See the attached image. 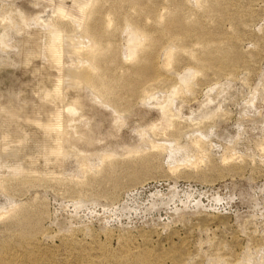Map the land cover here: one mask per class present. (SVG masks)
Returning a JSON list of instances; mask_svg holds the SVG:
<instances>
[{
	"label": "rangeland",
	"instance_id": "1",
	"mask_svg": "<svg viewBox=\"0 0 264 264\" xmlns=\"http://www.w3.org/2000/svg\"><path fill=\"white\" fill-rule=\"evenodd\" d=\"M7 1L32 18L47 21L63 11L80 24L92 2ZM113 1L102 0L101 15L110 13ZM185 2L177 0L189 32L180 44L200 60L174 50L168 68L162 51L168 37L148 47L161 68L159 78L167 83L147 81L146 95L129 99L117 123L111 109L89 91L68 88L64 102L77 100L85 107L87 140L76 148L87 153L92 169L108 155L124 169L105 182L81 184L87 176L75 157L46 164L40 154L48 141L40 129L21 121L9 124L12 139L23 134L17 126L26 139L16 147L17 155L4 156L0 166V180L11 182L0 189V264H264V0ZM125 5L123 14L136 17L132 6ZM140 5L150 14L140 23L149 28L158 15L173 9L169 0H141ZM31 32L27 41L12 34L16 49L0 55V106L8 110L4 116L11 111L44 123L51 108L37 98L38 85L42 80L56 82L61 73L37 58L42 42L35 26ZM121 33L114 38L119 48L111 58H117L114 73L134 62ZM199 41L209 47L202 48ZM30 53L34 57L24 64ZM218 55L227 56L222 72L203 69L206 57ZM189 69L201 75L190 83L193 91L174 102L178 116L172 121L178 130L167 141L172 145L151 149L149 135L139 132L163 117L157 105H149L156 99H142L171 93ZM195 132L205 136L201 149L192 145ZM162 143L158 139L157 145ZM13 146L9 142L8 153ZM139 159H144L142 164ZM21 167L35 168L48 182L22 184L27 175L13 173ZM132 170L135 174L129 176Z\"/></svg>",
	"mask_w": 264,
	"mask_h": 264
},
{
	"label": "bare ground",
	"instance_id": "2",
	"mask_svg": "<svg viewBox=\"0 0 264 264\" xmlns=\"http://www.w3.org/2000/svg\"><path fill=\"white\" fill-rule=\"evenodd\" d=\"M140 1L114 0L115 7L111 9L110 13L107 12L104 13L105 15H101L102 0H92L91 4L83 10L84 22L80 24L69 19L63 11L53 14L47 21H42L39 16L29 17L14 4L9 3L7 0H0V55H2L1 53L8 54L7 51L16 49L17 37H22L26 39L25 41L30 39L32 36L31 29L35 26L39 34L38 40L42 42L40 45L42 49L37 54V58L54 66L61 73V78L56 82L50 83L49 80H42L38 85L37 98L42 103H48L51 108L49 119L46 122L42 123L27 119L11 111H9L10 114L4 116L8 110L0 106V166L3 159L6 158L4 156L14 157L17 155L18 148L16 149V147L22 145L26 139V134L17 125V129L23 132L20 137L12 139L8 130L9 124L21 121L22 124L35 125L40 129L43 137H46L48 142L44 144L45 146L43 145L44 148L40 154L46 164L60 163L68 156H73L78 160L81 173L87 176L80 182L81 184L91 185L96 181L105 182L110 175L118 171L121 164L112 162L109 155L102 156L99 161L100 165L92 169L87 162V153H82L76 148V143L87 140L85 128L82 124V113L85 107L80 105L77 100L64 102L68 88L78 87L89 91L95 101L111 109L117 123L122 110L128 105L129 99H133L140 94L146 95V90L143 88L147 81H154V84L167 83V79L159 78L161 68L155 61L154 53L148 52V47L151 49V46L159 44L164 37H168L166 46L162 50L165 57L164 67L169 68L173 64L174 50L180 54H188L196 63L200 60L191 50H187L180 44L182 41L184 42V37L189 32L186 31V24L180 13L182 7L181 4L177 3V0H169L173 9H166L164 13L158 15L157 20L152 21L154 24L151 28L140 23L142 17L148 19L150 16V14L148 16L145 8L142 9ZM185 1L187 4V0ZM125 4L132 6L136 17L131 18L123 14L122 9ZM121 25L123 26L121 27ZM119 31L123 33L128 56L134 62L127 69L121 67V71L114 73L113 63L117 61V58H111H115L114 55L119 49L114 42V38ZM199 35L200 33H197L196 37L203 40V34L202 36ZM198 44L202 48L209 47L203 41H199ZM32 57H34V54L30 53L24 64L29 63ZM226 59L227 56L225 55H218L212 59L206 57L203 69L217 67L218 71L222 72ZM163 66L161 67L163 68ZM64 72L66 76L63 78L62 74ZM200 72V70L189 69L179 77L177 83L175 82L176 85L171 93L161 97L151 93L150 96H145L142 99V101L156 99L157 103L150 102L149 105H157L163 117L162 122L139 132L143 137L149 135L148 142L151 149L166 150L172 145L167 144V141H173L174 133L178 130V124L172 121L174 117L178 116L173 109L174 102L182 94L193 91L190 83L198 75H201ZM47 83H50V85ZM253 93H255V90ZM211 101V98L208 97V103H211ZM212 115L214 114L210 116ZM192 130L198 131V128ZM190 136L193 138L192 145L197 149H201L205 136L197 132ZM158 139L163 140L160 146L157 145ZM9 142L14 143L15 146L10 148L11 151L8 153ZM174 146L181 147L178 143H175ZM127 151V154L134 152L132 150ZM227 151L230 154L234 152L232 148H228ZM143 160L139 159L138 161L142 164ZM132 162L134 163V161ZM124 167L120 169H124ZM126 171H129V168ZM13 173L21 176L26 174L27 177L22 182L20 180L26 186L48 182L47 178L39 176L41 175L40 172L32 167H21L18 171L14 170ZM51 174L53 173L51 172ZM134 174L135 170H132L129 176ZM98 176L100 177L98 178ZM55 181L57 183L63 182L60 180ZM9 183L11 182L8 179L3 180L2 178L0 189L4 190ZM11 212L14 214L13 210Z\"/></svg>",
	"mask_w": 264,
	"mask_h": 264
}]
</instances>
